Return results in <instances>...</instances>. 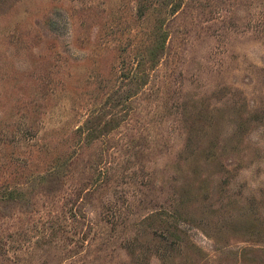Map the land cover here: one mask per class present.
I'll return each instance as SVG.
<instances>
[{
  "label": "rangeland",
  "instance_id": "1",
  "mask_svg": "<svg viewBox=\"0 0 264 264\" xmlns=\"http://www.w3.org/2000/svg\"><path fill=\"white\" fill-rule=\"evenodd\" d=\"M0 264H264V0H0Z\"/></svg>",
  "mask_w": 264,
  "mask_h": 264
},
{
  "label": "trees",
  "instance_id": "2",
  "mask_svg": "<svg viewBox=\"0 0 264 264\" xmlns=\"http://www.w3.org/2000/svg\"><path fill=\"white\" fill-rule=\"evenodd\" d=\"M171 9H172V12L176 10L175 7H172ZM166 39H167V32L163 28H161L160 36L158 37L159 43L157 44V49H155L154 59H156L157 56H159V54L163 52L165 48Z\"/></svg>",
  "mask_w": 264,
  "mask_h": 264
}]
</instances>
